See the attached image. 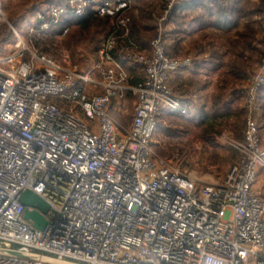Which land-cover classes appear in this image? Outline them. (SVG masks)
<instances>
[{"label": "built area", "instance_id": "2783aa9c", "mask_svg": "<svg viewBox=\"0 0 264 264\" xmlns=\"http://www.w3.org/2000/svg\"><path fill=\"white\" fill-rule=\"evenodd\" d=\"M184 1L165 0L150 52L129 39L118 57L133 0H66L38 10L37 32L91 5L116 20L87 71L41 53L15 29L13 48L0 47V249L75 264H264V189L257 185L264 142L256 119L264 55L240 90L239 159L219 182L154 150L160 113L186 112L168 83L170 72L193 64L171 55L168 42L171 12ZM1 8L0 1V19ZM126 64L142 69L141 83H128ZM128 91L136 102L124 126L110 106L124 103ZM26 190L50 206L42 229L24 217ZM0 264L52 263L0 253Z\"/></svg>", "mask_w": 264, "mask_h": 264}, {"label": "trees", "instance_id": "16d2710c", "mask_svg": "<svg viewBox=\"0 0 264 264\" xmlns=\"http://www.w3.org/2000/svg\"><path fill=\"white\" fill-rule=\"evenodd\" d=\"M22 1L27 3L29 0ZM65 1L47 2L60 4ZM158 3L155 0H133L130 35L119 39L114 51L116 57L129 39L135 40L145 48L148 47L149 33L163 11L165 0ZM170 22L175 24L173 34H176L170 46L173 48V55L179 54L181 43L185 39L194 42L200 51L204 49L203 41H206L209 46L208 58L202 59L197 67L205 72L218 73L220 80L219 92L212 96L209 104L197 107L193 115L178 98L186 108L185 113L163 110L158 116L157 128L161 129L165 123L166 128H162L163 131L177 140L172 146H181V153L185 157H191L197 152V143H202L205 150H208L211 138L213 139L216 133H222L220 127L226 118H241L244 115V111L234 110L232 105L239 98L245 81L255 72L264 55V0H185L173 8ZM39 25L40 21L37 22V26ZM115 27L114 18L98 15L91 5L82 15H65L58 24L48 30L38 31L36 36L30 39L41 53L50 55L51 52L59 59L65 51L73 63L85 65L90 62V56L96 55L108 33ZM66 28L68 31L63 35ZM195 33L197 37L193 36ZM10 35L15 40L11 29ZM0 47L1 51H4L1 42ZM128 68L131 73L128 79L130 84L141 83L143 73L137 72L138 67L129 64ZM189 80L183 79L177 89L182 92L183 85L188 84ZM127 95L131 96V93L128 92ZM258 106L262 108L260 119L256 111L262 137L264 85L258 96ZM238 136L243 139V136Z\"/></svg>", "mask_w": 264, "mask_h": 264}, {"label": "rangeland", "instance_id": "374dc122", "mask_svg": "<svg viewBox=\"0 0 264 264\" xmlns=\"http://www.w3.org/2000/svg\"><path fill=\"white\" fill-rule=\"evenodd\" d=\"M2 4V17L0 19V42L4 46V52L8 51L9 49L13 48V45L16 42L17 36L15 34V30L20 33L27 41H29L34 47V43L31 41L30 37L36 36L37 31H32L33 28L36 30L37 28V18L36 12L38 10L45 9L48 5V0H29L27 3H23L22 0H0ZM157 3L160 0H155ZM159 4V3H158ZM156 27L157 21L154 23L153 28L151 29V33H149L150 39L147 41L149 42V46L142 51L150 52L151 50V42L156 36ZM169 37L168 42L171 43L172 38H174L173 31L175 29L174 23H169ZM10 29L12 30L14 37L10 35ZM131 30V27H130ZM234 33V30L231 31V35ZM197 37L195 33L193 35ZM193 37V38H194ZM212 38L214 35L211 36ZM209 37V39L211 38ZM186 43L190 44L192 41L190 39H186ZM190 41V42H189ZM189 48H191L189 46ZM187 46L184 48H180L179 55H182L187 52ZM3 52V51H2ZM87 52V51H86ZM51 56L53 54L49 52ZM171 55H173V49L171 47ZM55 60L58 62L66 65V66H77L78 70L80 71H87V68L93 63L95 55L90 56L88 62L85 65L80 63H73L70 59V56L67 52H62L59 59L53 56ZM129 64H126L128 66ZM138 69L143 73L142 69L137 66ZM129 92V91H128ZM128 92L125 95L126 98V108L128 109V113H134V106L136 102V95L131 93V96H128ZM229 96V95H228ZM207 100H211V98H206ZM205 101V100H204ZM206 102V101H205ZM233 109H238L239 111H244V115L239 117H231L226 118L224 123L221 125L220 130L222 133H216L211 138L209 142V146L207 147L208 150H205V147L202 143H197L196 146V154L192 155L191 157H185L181 153L182 148L181 146L175 145L172 146L176 140L174 136H170L167 132H164L162 128H166V124H162V128L159 127L156 129L155 135L153 137V146L155 152L166 159H169L173 163L179 165L182 169L187 170L188 172L194 173L196 176L200 177L205 181L210 182H219L229 171L232 165H234L239 159V152L237 148L233 145V140L242 141V138L238 135L243 136L242 132L244 133L245 129V110L243 108V104L241 102V97L237 99V101L232 105ZM126 108L124 109V115L126 114ZM262 115V108L257 107V116L260 119ZM119 121L124 125L126 121L124 120L123 116H117ZM162 119V118H161ZM262 137L264 142V130H262ZM172 147L174 149H172ZM180 153V154H178ZM257 185L261 186L264 189V167L260 169L259 175L257 178Z\"/></svg>", "mask_w": 264, "mask_h": 264}, {"label": "crops", "instance_id": "0c3cea01", "mask_svg": "<svg viewBox=\"0 0 264 264\" xmlns=\"http://www.w3.org/2000/svg\"><path fill=\"white\" fill-rule=\"evenodd\" d=\"M171 23V22H170ZM133 40V39H132ZM135 41V40H134ZM172 42L169 43L173 44ZM175 41V39H174ZM136 42V41H135ZM186 39L182 41L181 48H184L187 46V52L182 55H177L174 57H186L190 56L193 58V64L191 67L181 68L180 70L173 71L169 73V79L168 83L172 87L174 94L177 98L182 100L183 104L188 108V110L193 115L196 113V108L204 105L209 104L211 100H207L206 98H212L215 94L219 92V77L218 73L215 72H205L204 70H200L197 65L201 62L202 59L208 58L209 53V46L206 41H203V47L204 49L200 51V48H196L194 45V42L192 43H186ZM190 42V41H189ZM142 49H146L141 44H139ZM149 46V42H148ZM189 46L191 48H189ZM148 48V47H147ZM171 49V47H170ZM173 49V48H172ZM138 69V68H137ZM125 72L127 73V78L131 76V73L129 71L128 66L125 65ZM139 70V69H138ZM200 70V71H199ZM140 74V70L137 71ZM142 75V73H141ZM144 76V75H143ZM142 76V80H143ZM190 79L188 84H184L182 87V92H180L177 87L180 85V83L183 81V79ZM128 83L130 84L129 80ZM133 85V84H131ZM206 102H205V101ZM126 108V98L124 100V103H122L119 99H114L111 106L110 111L111 113L119 119L117 116H123L124 120L126 121V124L129 126L132 122L133 118V109L132 113H128V109L126 108V114L124 115V109ZM120 120V119H119ZM243 134V132H242Z\"/></svg>", "mask_w": 264, "mask_h": 264}, {"label": "water", "instance_id": "95a60500", "mask_svg": "<svg viewBox=\"0 0 264 264\" xmlns=\"http://www.w3.org/2000/svg\"><path fill=\"white\" fill-rule=\"evenodd\" d=\"M21 202L25 206H27L24 214L25 219L33 221V225L36 228H40V229L44 228L47 223L44 214H46L49 211L50 209L49 204L46 201H44L38 194L34 193L31 190H26L23 193L21 197ZM29 207H35L36 209L30 210ZM0 253L19 256L33 260H42L52 264H75L72 262L61 261L50 257H42L38 254L24 253L15 250L0 249Z\"/></svg>", "mask_w": 264, "mask_h": 264}]
</instances>
